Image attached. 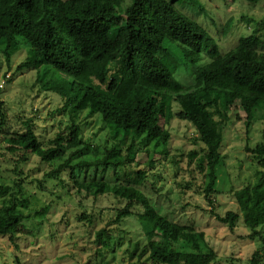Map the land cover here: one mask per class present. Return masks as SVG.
Returning <instances> with one entry per match:
<instances>
[{
  "label": "trees",
  "instance_id": "trees-1",
  "mask_svg": "<svg viewBox=\"0 0 264 264\" xmlns=\"http://www.w3.org/2000/svg\"><path fill=\"white\" fill-rule=\"evenodd\" d=\"M122 4V0H0V54L9 63L13 44L22 43L31 54L19 71L37 70L40 81L42 68L69 80L67 85L41 86L62 99L63 106L56 112L67 116L69 122L63 132L46 143L34 131L32 120L24 122L22 132L5 133L8 112L0 90V144L8 145L11 154L19 157L17 163L26 162L29 156L42 164L63 161L43 176L48 180L67 184L78 194L94 198L110 195L124 202L123 208L117 210L116 224L141 209L151 226L146 243H136L128 250L130 258H136L133 264H213L217 260L214 251L177 249L176 246L190 245L199 236L191 227L175 224L158 213L139 190L146 182V172L131 170L136 162L137 140L145 138L166 145L170 134L162 123L173 118L176 104V118L190 123L205 147L209 183L204 194L206 201L213 204L217 168L223 160L220 126L226 124L224 113L238 102L247 130L264 118V92L245 86L252 70L258 69L264 75V40L255 35L242 37L237 46L222 54L216 39L179 11L175 0H132L119 13ZM255 23L264 28V20ZM203 55L210 62L199 66ZM182 65L185 70L198 65L192 90H186L176 76ZM96 113L103 117L114 143L104 149L102 156L73 164V157L83 158L89 149L83 141L80 118ZM71 149L75 151L64 160ZM108 173H112L115 183L100 177ZM23 184L16 182L9 199L1 204L0 239L32 234L25 224L28 217L21 210L29 202ZM262 187L263 179L255 185L261 201ZM0 193L4 198L9 187L2 186ZM244 194L240 199L247 205L251 195L248 191ZM244 210L248 227L255 230L261 226L252 207ZM237 219L232 212L224 218L217 217L230 230H234ZM254 232L252 239L257 234ZM115 241L108 231L95 233L101 257L114 252ZM249 264H262L259 251L253 253Z\"/></svg>",
  "mask_w": 264,
  "mask_h": 264
},
{
  "label": "rangeland",
  "instance_id": "rangeland-1",
  "mask_svg": "<svg viewBox=\"0 0 264 264\" xmlns=\"http://www.w3.org/2000/svg\"><path fill=\"white\" fill-rule=\"evenodd\" d=\"M122 1L119 13H123L132 2ZM175 1L179 11L194 19L216 39L222 54L237 46L242 37L255 35L264 40V28L255 23L264 20V1ZM228 24L229 29L223 31ZM11 52L9 63L0 54L1 99L8 112L5 133L22 132L24 122L32 120L34 131L46 143L63 132L69 122L67 116L56 112L63 106L62 99L41 86L48 87L47 83L67 85L69 80L53 70L41 68L39 81L37 70H18L30 57L29 47L22 43L13 44ZM208 62L210 58L203 55L198 65ZM196 67L190 65L189 70H185L182 65L176 73L186 90L194 87L193 73ZM245 86L249 90L264 92L263 73L258 69L252 70ZM238 106V102L231 105L224 113L226 124L220 126L223 131V160L217 168L215 194L211 198L213 204L206 201L204 194L209 183L204 160L205 147L192 125L176 118V104H173V118L168 123H162L170 134L168 143L163 145L139 138L136 162L131 170L146 172V182L138 188L158 213L175 224L191 227L199 236L190 245L176 246L177 249L205 253L214 251L217 260L213 264H249L253 253L259 251L264 264V197L262 201L259 200V193L255 190L256 183L261 179V189H264V118L255 121L247 130L245 114ZM80 122L83 141L89 144V149L83 158L73 157V164L82 159L93 160L102 156L104 149L114 143L101 114L96 113L91 117L85 114ZM208 122L212 123L210 120ZM215 122L220 129V121L216 119ZM74 151L68 150L64 160ZM18 158L11 154L8 145L0 144V188L9 187V193L4 198L0 193V207L12 193L16 182H24V194L29 202L21 210L28 217L25 224L32 234H19L14 239L2 237L0 264L136 262V258H130L128 250L136 243L140 246L146 243V233L151 226L148 219L142 216L141 209H135L131 218L116 224L117 210L123 208L124 202L110 195L94 198L78 194L67 184L43 177L52 169H57L63 161L42 164L37 158L29 156L26 162L17 163ZM102 176L108 182L115 183L112 173ZM63 178L67 180L65 175ZM246 191L251 195L247 205L240 199H244ZM247 206L253 208L254 216L259 217L262 223L255 230L246 224L244 207L248 209ZM229 212L238 215L234 230L217 220V217L224 218ZM101 230L110 232L116 239L114 252H107L103 257L100 255V245L95 242V233ZM254 231L257 234L252 239Z\"/></svg>",
  "mask_w": 264,
  "mask_h": 264
}]
</instances>
